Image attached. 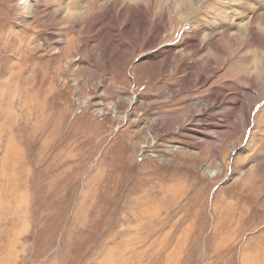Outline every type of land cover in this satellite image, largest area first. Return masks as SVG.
Segmentation results:
<instances>
[{"label": "rangeland", "instance_id": "1", "mask_svg": "<svg viewBox=\"0 0 264 264\" xmlns=\"http://www.w3.org/2000/svg\"><path fill=\"white\" fill-rule=\"evenodd\" d=\"M161 3L0 0V264H244L249 251L264 264V92L253 96L246 136L239 123L218 138L220 156L213 137L199 138L228 129L232 106L197 111L239 86L233 63L251 70L244 51L226 62L210 54L208 36L222 43L225 31L245 32L264 0H200L186 30L202 24L204 50L183 48L186 30ZM254 20L258 35L264 24ZM172 52L180 56L169 67H154ZM209 58L216 75L190 83L187 72L204 73ZM260 76L263 66L254 80L264 86Z\"/></svg>", "mask_w": 264, "mask_h": 264}, {"label": "bare ground", "instance_id": "2", "mask_svg": "<svg viewBox=\"0 0 264 264\" xmlns=\"http://www.w3.org/2000/svg\"><path fill=\"white\" fill-rule=\"evenodd\" d=\"M112 3H114V1ZM113 5H114V7H117L116 6V3H114ZM143 9L146 10L148 13H150L149 12L150 11V7H143ZM148 13H147V16L142 17V22L143 23L146 22V21H148V19L150 17V15H148ZM256 18L260 19L261 23L264 24V12H262V13L258 12V14H256V16H253L251 18L250 22L247 24L246 29H245V32H242L241 34H239V31L237 30L236 31L237 32V35H235L234 32H233L232 33L233 36L229 35L230 32H228V31H225L224 32V34L222 35L223 37H221L220 40H221L222 43H224V46L227 47L230 50L231 54H228L227 51L225 50L226 48L224 49L223 46L220 45L222 43H217L216 39H214L215 37L208 36V43L205 45L209 49V53L210 54H216L217 56L223 58L224 59L223 62H226L227 59L232 58L233 56H235V54H237L239 52H242V51H244L245 53H247V54L250 55L249 59L247 58V61H246V62H248V65L251 68L250 71H248L247 69H244V67L241 66L242 64H240V63H233L232 64V68L231 69H228V71H227V72H230L232 74V76H230V77H232L233 80H235L236 82H238L239 86H235L233 84L228 85L229 92H228V89H226V92H225L224 89H223V87H222L221 90L215 91L214 94H213V96H211V98L208 97L207 99H204V101L199 102L198 105H197V107H198L197 111H198L199 114L200 113L205 114L206 112H211V108H213V107H215V106H217V105H219L221 103H224V102H225V104L229 105V107L232 106L231 109L233 110V112L230 110L232 112V118L236 117V119H232V122L230 123V125L229 124H226L227 125L226 127L229 126L228 129H225V130L219 131V132H217V131L214 130L215 132H213L211 130V128H212L211 127V128H209V131H208V134L209 135L207 137L201 138L202 137L201 136L199 138V141L202 142V143H204V142H207L206 141L207 139H211L213 137L212 141H214V143H215V146L214 147H216V148H213V149H214L215 155H217V156H220V153H221V151L219 149L220 148L219 147V144H220L221 141L218 138H220L221 136L222 137L223 136L226 137V136L230 135L233 131H235L236 128H234V127L236 126V124L237 125L239 123L242 124V126H243V136L245 135V133L248 132L247 129H248L249 124H250V121H251L252 110H254V108L256 107V105L258 103L257 100H253V96L256 93H259V92H262V91L264 92V86H261L260 84H258L256 79L254 80V78H256L258 76L259 69L261 68V66H263V68H264V59H262L260 61L256 60V57H255L256 50L253 49V46H257V47H260V48L264 49V31L261 30L260 33L258 35H256L255 32L258 29H255L254 27H252V26L255 25V20L254 19H256ZM165 19H166V17L164 15H162L161 17H159V24H157L156 31H155V35L157 36V39L155 40V43H157L162 38L163 29H165V27L167 25V22L164 21ZM225 19L226 20H231V19H229L228 16H225ZM121 21L124 22L125 21V18H123ZM198 24L200 25L201 23H197L195 20H193V24H192L191 28L185 31L184 37H183L182 41H180L181 42V45H184L183 48L188 49V50L189 49H200V50L203 49L204 50V48H205L204 44H203V46H200V43L201 42H198V41L202 40L203 37H204V36H202V24L200 25V27H198ZM97 25H99V24H97ZM97 25L96 24L95 25L92 24V26H91L92 32L97 29ZM241 28L242 27H240L239 29H241ZM206 36H207V34H206ZM210 38L213 39L212 42L209 41ZM187 39H189V40L191 39V42H188ZM155 43L154 44L152 43L151 46H155ZM203 43H204V39H203ZM187 53H188V51H184L183 52V54H187ZM165 56L162 58V60L159 63H156L155 64V65H157V66H154L155 68H162V66H164V65H168V67H169L171 57L174 58V59H178V57L180 55H177L176 52L175 53L172 52L167 57H165ZM238 59H241V56H239ZM242 62H244V61H242ZM142 64H145V63H142ZM217 69H218V67L215 65V62L210 59V61H209V67L207 69L206 68L203 69V72L205 74L206 73H209L208 75L205 76V74L202 73L201 71H190V72H187V74H188L187 77H188L190 83L191 82H193V83L201 82L202 85H205V84H207L209 82V80H210L211 77H213L214 75H216ZM151 71L152 70H150V72ZM190 73H195L196 76L192 77V74H190ZM148 78H151V77H148ZM261 79H264V77H261ZM151 86H153V85H151ZM189 86L191 87L192 85L190 84ZM189 86L184 85V87L179 86L178 88H175V89L171 88L170 89V93L168 94V97L169 96H175L176 94H179L182 90L189 89L190 88ZM234 112H236V114ZM215 116H218V114H216ZM240 116H242V117L239 118ZM186 119H183L182 122L178 120V121L174 122V124L179 125V126H182V123L183 122L185 123ZM200 120L201 121H199V122H200V124H202L203 123V119L201 118ZM163 121L164 120H163V117L162 116L160 117V119L159 118L156 119V122H155L156 124L154 125L156 131L159 130L160 128H162ZM194 122H196V121H194ZM199 135H201V134H199ZM215 135H217V136H215ZM192 139L195 142V136ZM240 140H242V137H241ZM238 144L239 143L234 142L230 146V151H233L238 146ZM12 184L14 185L13 182H12ZM173 187H174V185L171 186V189H172V191H175L173 189ZM165 190L167 192H169L171 195H173L170 192L169 189L166 188ZM135 200H137V199H135ZM135 203H137V202H135ZM135 206H138V205L136 204V205H134V207ZM236 221H237V219H236ZM227 222L229 224H232L235 221H234V218H231ZM222 223H223V221H221V225H222ZM229 227H230V225H229ZM227 230H229L230 232H228L226 234L227 235L226 238H229L230 235H232V233H231L232 231L234 233L237 232L236 231V228L233 229V230H231V228L230 229H227ZM236 234H238V233H236ZM247 244H246V247H247ZM259 248H260V246H259ZM251 252L252 251H249L248 252L249 255H246L245 254L246 256L243 259V263L244 264H252V262H253V257L252 256L253 255H251V254H253V253H251ZM258 256L260 257V255H258ZM258 264H260V263H258Z\"/></svg>", "mask_w": 264, "mask_h": 264}, {"label": "clouds", "instance_id": "3", "mask_svg": "<svg viewBox=\"0 0 264 264\" xmlns=\"http://www.w3.org/2000/svg\"><path fill=\"white\" fill-rule=\"evenodd\" d=\"M193 3L195 6L191 8H189L187 4H182L179 8H177L175 5H171L168 0H163V3L159 6L158 11L160 13L166 12L167 16H173L177 24L183 28V30H186L189 27L188 21L191 17L205 9L203 4L200 3V0H193ZM83 19L86 21L87 17H84Z\"/></svg>", "mask_w": 264, "mask_h": 264}]
</instances>
